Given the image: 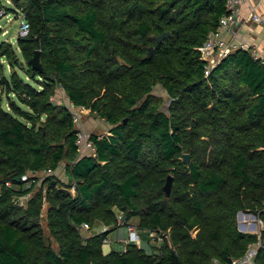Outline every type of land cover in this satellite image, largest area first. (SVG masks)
Returning a JSON list of instances; mask_svg holds the SVG:
<instances>
[{"label": "trees", "instance_id": "1", "mask_svg": "<svg viewBox=\"0 0 264 264\" xmlns=\"http://www.w3.org/2000/svg\"><path fill=\"white\" fill-rule=\"evenodd\" d=\"M227 1L4 6L30 31L17 46L0 41V264H232L258 240L253 264H264V227L244 231L238 221L240 210L264 221V63L237 47L209 68L201 52ZM37 48L43 70L30 62ZM73 105L109 125L92 132L94 152L80 150ZM65 159L67 181L22 178ZM135 216L151 248L129 241L106 252L109 234Z\"/></svg>", "mask_w": 264, "mask_h": 264}, {"label": "built area", "instance_id": "2", "mask_svg": "<svg viewBox=\"0 0 264 264\" xmlns=\"http://www.w3.org/2000/svg\"><path fill=\"white\" fill-rule=\"evenodd\" d=\"M242 2L243 0L227 1V6L230 11L221 17L217 30L211 32L208 38L201 46L202 56L208 60L209 68L215 66L223 56H225L232 49L236 48L235 46L233 47V44L230 42L229 33L232 30V27L241 19L240 4ZM263 3L264 0H257V2H255L250 6V14H249L250 19L262 24H264V12H261L259 10V7ZM29 31H30V23L23 18L20 27V34L27 35ZM237 47H244L250 49L252 54L257 58H260L264 63V52L258 44L255 43L247 44L241 42ZM80 117H81L80 114L75 111L76 122L80 121ZM78 143L80 145V150L83 147L87 150H90L91 152L95 151V144L91 137V133H86L83 129H80L79 131ZM45 171L47 173H52L54 170L48 169ZM38 172L39 170L30 171L24 174L22 178L28 180V178L32 177L31 179L32 182L38 181V176H39ZM8 184H10V182H8ZM73 187H76V185L74 184ZM261 221L262 223L264 222L262 219ZM84 226L89 227V224H84ZM128 229H129V237L127 239L126 238L123 239L127 240L128 242L134 241L137 244L142 245L143 238L141 234L138 232L137 227L133 224H130L128 226ZM150 236L153 238H157L158 242L163 241V236L158 234L156 231L150 232ZM108 241L109 239L106 238L105 242ZM261 244H262L261 240H258L256 242H251L247 252L243 256L234 257L232 260V264H253L254 257L257 253L258 247Z\"/></svg>", "mask_w": 264, "mask_h": 264}, {"label": "rangeland", "instance_id": "3", "mask_svg": "<svg viewBox=\"0 0 264 264\" xmlns=\"http://www.w3.org/2000/svg\"><path fill=\"white\" fill-rule=\"evenodd\" d=\"M8 5L9 6L12 5V0H0V41L1 40L10 41V42H12V44L14 46H17L16 39H17V36L20 34V27L22 24L23 17L21 14L20 15L16 14V12H14L13 10H10V12L7 13L6 8L4 6H8ZM233 47H234V45H233ZM2 62H4L6 64L7 61H5V59H2ZM10 70H11V67L9 65H7L5 67L6 73L9 74ZM155 92H157L158 94L164 95V97L166 98L165 106H167L170 98L167 94V91L162 87V85H160V84L157 85L155 87ZM57 95H58L57 97L61 98L62 101L70 102L68 100V97L66 96L65 91L63 89H61V87L58 88ZM84 117H85V115H83V118ZM91 123H92V127L89 131H85L86 133L92 134L94 129H95V131H98L99 133H105V132L109 131L108 123L103 124V123H101V120L100 121L97 120L96 117L91 120ZM81 150L83 152V151H86L87 149L82 147ZM67 166H68V160L65 159L61 162L60 166L58 167L59 176H61V178L63 180H66V181L68 180ZM52 173H54V171ZM47 174H49V173H47L45 170H40L38 172L39 176H38V183L37 184H40L42 182L43 178ZM29 195L30 194L22 196L20 199V202L26 203ZM47 208H48V203L46 202L44 204V208H43V212H42V219H41L42 224L45 227L46 231H48V228H47ZM131 220H133L134 222H137L139 220V217L135 216ZM238 221H239L240 229H242L244 231L258 232L259 233L260 230L263 228L262 227L263 223L261 221V218L258 216V214L254 213V212L244 211L241 214H238ZM121 230L123 231V235H125L124 234V231H126L125 227L113 230L110 233V235L108 237L109 241L104 244V249L106 252L111 250V245H113L112 237H119ZM54 244L56 245V242H54ZM144 244H147V242H145Z\"/></svg>", "mask_w": 264, "mask_h": 264}, {"label": "crops", "instance_id": "4", "mask_svg": "<svg viewBox=\"0 0 264 264\" xmlns=\"http://www.w3.org/2000/svg\"><path fill=\"white\" fill-rule=\"evenodd\" d=\"M255 2H257V0H243V2L240 4L241 19L232 27V30L229 33V39H230V42L236 48L239 45L238 43H241V42L247 43V44L255 43V44H258L264 52V24L258 23V22L249 18L250 6L252 4H254ZM259 10L261 12H264V3L260 5ZM67 103L69 104L71 102H67ZM73 108H74V111L78 112L81 116L80 121L77 122V125L80 129H83L84 131H89L91 129V127H92L91 120L94 119L95 117L97 118V120H99V121L101 120V123H103V124L107 123L103 118L93 114L91 112L90 108L75 107L74 105H73ZM83 115H85L84 118H83ZM93 132L99 133L98 131H95V129L93 130ZM54 173H56L59 176L58 168L56 170H54ZM59 177L61 178V176H59ZM67 177L69 179L68 173H67ZM130 222H131V224H133L137 227L139 220L137 222L130 220ZM128 226L129 225H123L120 227V228H122V227L126 228V231H124L125 235H123V231L121 230L119 237H112L113 245L110 244L111 249L112 248H118V249L125 248L126 243H128V241L124 240L123 238L127 239L129 237ZM262 227H264V222H263ZM101 228H102V225L97 227V229H101ZM137 230L140 234H142V231L140 229H137ZM83 231L85 234L92 233V230H89L88 227H86V226H84ZM145 242H147V244H144ZM142 245H144L146 248H149V249L151 248L150 242L146 237L143 238Z\"/></svg>", "mask_w": 264, "mask_h": 264}, {"label": "water", "instance_id": "5", "mask_svg": "<svg viewBox=\"0 0 264 264\" xmlns=\"http://www.w3.org/2000/svg\"><path fill=\"white\" fill-rule=\"evenodd\" d=\"M170 34H171L170 31H165V32L157 35L156 38L158 40H163L165 37L169 36ZM153 50H154V46H151L150 47V53H152ZM40 55H41V49L40 48L35 49V53H34L33 57L30 59V62L32 63V65L35 68H37L39 70H43V64L41 62ZM182 158L184 159V161L188 165L191 163V154H190V152H184L183 155H182ZM172 180H173V174H169L167 182L165 184V189L167 191V195H169L170 192H171ZM242 212L243 211L240 210L239 214H241ZM125 219H126V215H123L121 220L124 221ZM46 244L50 245V240L49 239H46ZM158 252H160V251H158Z\"/></svg>", "mask_w": 264, "mask_h": 264}]
</instances>
